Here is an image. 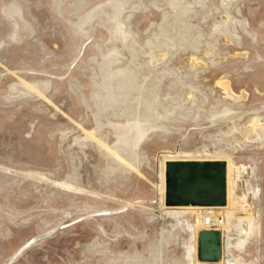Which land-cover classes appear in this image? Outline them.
<instances>
[{
  "label": "rangeland",
  "instance_id": "rangeland-1",
  "mask_svg": "<svg viewBox=\"0 0 264 264\" xmlns=\"http://www.w3.org/2000/svg\"><path fill=\"white\" fill-rule=\"evenodd\" d=\"M109 1L0 0V264H191L194 256L195 264H264V145L249 133L255 118L264 122V0L233 2L238 37L211 34L220 0L195 5L190 23L201 43L184 41L158 65L141 52L157 45L164 24L152 2L172 17L165 1L130 0L137 8L122 15H130L129 48L110 36ZM114 48L122 62L103 64ZM133 53L150 61L140 72L147 89L158 85L157 111L170 109V121L121 155L113 124L137 91L116 101L102 82L117 66L133 68ZM211 112L227 119L211 123ZM175 160L224 165L218 262L186 254L206 228V209L165 203L166 166Z\"/></svg>",
  "mask_w": 264,
  "mask_h": 264
},
{
  "label": "bare ground",
  "instance_id": "bare-ground-1",
  "mask_svg": "<svg viewBox=\"0 0 264 264\" xmlns=\"http://www.w3.org/2000/svg\"><path fill=\"white\" fill-rule=\"evenodd\" d=\"M164 1H165V5L168 6V9H170V11L172 13L171 19H168V13H167V11H165L163 9L164 5L163 6L161 4L158 5L155 1L152 2V6H154L156 9H158L159 12L162 14V19L164 20V24H165V26H164V24H163V26L162 25L160 26L159 33L155 35V39L158 41V43L155 47L159 48L160 53H158V54L155 53V51H154L155 47L150 48L148 53L141 52V54L143 56L150 57L152 64H154V65H158V63L161 62L167 56L169 49H177L178 46H180V45L182 46V43L184 41H186L187 45L193 49L197 48L196 45L201 43L200 38L202 36V33L199 29L200 27L198 25L192 24L190 22H192L191 19L194 17L193 14L196 12L195 11V9H196L195 5H198L200 7H204V6H206V0H164ZM234 1H237V0H220L219 3H220V6L222 8V11L219 10L218 6H216L214 8L215 12L218 13L220 11L219 13H221V14H220V18H219L220 22H218L217 20H214L216 22L211 27L212 28V32L210 31L211 34H214L215 32H217V33H215V35L220 33V34H223V36L225 34L226 35L229 34L231 36L238 37L237 34L235 33V29L233 27V24L237 23L238 25H240L242 27L241 21L236 20L230 16V9L232 8V6H233L232 4H234L233 3ZM106 3H108L109 7L112 8V11H111L112 14L110 17L111 21H112V26L109 28V31L111 33L110 36L113 39H117L120 42L122 47L129 48L130 46H129L128 41L131 40L133 37V33H132V31L129 27V24H128V18L130 15H127L124 17L122 15H123L124 10L128 7H130L131 9H136L137 8L136 4L130 3V0H110L109 2H106ZM91 12H92V10H91ZM97 12L98 11H96V13ZM99 12L101 13V11H99ZM208 12H209V14H212V9H210ZM92 16H93V14H92ZM88 17H90V15H87L85 17V19ZM84 22H85V20L78 22L77 26L79 29H82L81 25ZM230 24H232V28H231L232 30H230V28H229ZM166 25L173 26V30L169 34L167 33L169 30H168V27ZM194 28L196 29L195 37L191 35V31ZM149 43H151V42L149 41ZM167 47H169V48H167ZM210 48L211 47L206 49L205 54L207 56L212 53V50ZM109 54H111V56L109 55L110 58H106L104 60L103 64L112 65V63H114V62L115 63L122 62L121 61L122 60L121 53L116 48L112 49L109 52ZM169 54H170V52H169ZM139 55H140L139 53H133L131 55L129 63H131V65H133V68L130 69L129 67L117 66V67H115L114 70H111L110 73H108L104 76V79L102 82V89L105 90L106 94H108L109 92L111 93V91H110L111 88H113V87L115 88V91L113 93V97L116 98V101H119L122 98H124L125 96L130 95V93L133 90L137 91L136 92L137 96L131 97L132 102H130L128 104L127 108H124V111L122 112V114L125 117L124 121L121 124H118V123L113 124L116 126V128H117V126H119V128L115 134L116 135L115 136L116 141H115L113 148L115 151L120 150L121 155L124 152L135 151L138 148L140 142L148 135V133H150L151 131H156V130L161 129L162 127H164L163 124L166 121H170V118H169L170 109H167V110H169V111H167L166 108H164V114H162L163 112L159 113L157 111V107L161 106V108H163V104L160 101V95L158 94V91H157L158 85L155 82H153L152 83V89H147L145 87V81L148 80V76H145L140 71H142L141 69L149 68L150 67V63H149L150 61L149 60L139 61V59H138ZM101 71H102V69H101ZM139 77L141 78V82H140V84H137V83H135V80ZM226 82H227V80H226ZM226 82H221L220 85L224 89L227 96H230L233 99H236L237 97L235 95H233V93L231 92V90L229 88V85H228L229 83H226ZM29 88H31V85L27 86V89H29ZM189 89H191V88H189ZM192 94H194V93H192ZM179 96H181V95H179ZM183 98H184V96H183ZM187 98L188 97H186V100H187ZM194 98H196V97H193L192 99L194 100ZM177 99L181 100V98H177ZM223 99H224V96H223ZM171 101L173 102V100H171ZM171 101H170V103H171ZM107 104H110V103H107ZM182 106H183V104H182ZM225 110L228 111L229 108H225L224 111ZM229 112H231V111L229 110ZM226 116H227L226 112H223L222 114L220 112H215V113L211 112V114L208 115L207 118L209 119V121L211 123H214L216 121V118L217 119L218 118L224 119ZM225 119H227V118H225ZM249 126H250V129H249L250 132L249 133L253 135L252 137L255 136L258 143L261 146L264 145V122H262L259 118H255V120ZM232 131H233V129H229L227 132H225L223 134L226 135L228 133H232ZM91 134H92V132L90 134L86 133V136L89 138L96 139ZM249 139H251V137ZM217 154L219 156L232 155L230 153H227V151L226 152L221 151V152H218ZM190 161H192V160H190ZM194 162H196V161H194ZM214 162H218L219 164L216 165L215 167L211 168L212 171L222 177L224 175V171H225L224 168L220 167V165H222V163H220L219 161H214ZM225 192H226V184H225ZM225 196H226V193H225ZM163 200H164V198H163ZM192 205H197V204H192ZM197 206L205 208L206 209V216H209L211 219L213 217H215L217 214L225 212L224 204L223 205H197ZM204 227H206V228H200L198 230L196 245L191 246L187 250L186 254L189 256L190 254L195 253L194 255H196V259L199 262H218L221 260V257H222V240H223L222 232H221L219 227L213 228V227H209V226H205V225H204ZM201 230H205V231L217 230V231H219L220 245H219V259L218 260L207 261V260L199 259V257H198V247H199L198 240H199V232ZM194 261H195V256H194L193 262L191 264H195ZM244 263H245L244 258L238 257L237 261H233L231 258H228V261L226 264H244Z\"/></svg>",
  "mask_w": 264,
  "mask_h": 264
},
{
  "label": "water",
  "instance_id": "water-1",
  "mask_svg": "<svg viewBox=\"0 0 264 264\" xmlns=\"http://www.w3.org/2000/svg\"><path fill=\"white\" fill-rule=\"evenodd\" d=\"M218 162L169 161L166 166L167 205H223L226 202L225 178L211 168ZM224 168V165H220ZM198 257L201 260L219 259V231L199 232Z\"/></svg>",
  "mask_w": 264,
  "mask_h": 264
},
{
  "label": "built area",
  "instance_id": "built-area-1",
  "mask_svg": "<svg viewBox=\"0 0 264 264\" xmlns=\"http://www.w3.org/2000/svg\"><path fill=\"white\" fill-rule=\"evenodd\" d=\"M221 223H222V216H220L219 214L217 215L216 222H213L209 216H206L204 220L205 226H209L213 228H218V226L221 225Z\"/></svg>",
  "mask_w": 264,
  "mask_h": 264
}]
</instances>
